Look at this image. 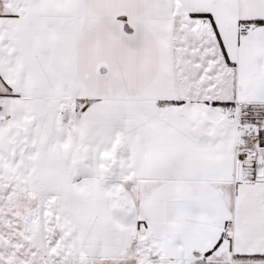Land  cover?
I'll return each mask as SVG.
<instances>
[{
  "label": "snow or ice",
  "instance_id": "snow-or-ice-1",
  "mask_svg": "<svg viewBox=\"0 0 264 264\" xmlns=\"http://www.w3.org/2000/svg\"><path fill=\"white\" fill-rule=\"evenodd\" d=\"M0 264H264V0H0Z\"/></svg>",
  "mask_w": 264,
  "mask_h": 264
}]
</instances>
